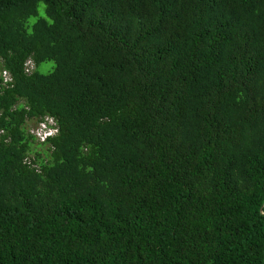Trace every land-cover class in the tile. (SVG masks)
<instances>
[{
	"label": "trees",
	"instance_id": "1",
	"mask_svg": "<svg viewBox=\"0 0 264 264\" xmlns=\"http://www.w3.org/2000/svg\"><path fill=\"white\" fill-rule=\"evenodd\" d=\"M0 264H264V0H0Z\"/></svg>",
	"mask_w": 264,
	"mask_h": 264
},
{
	"label": "built area",
	"instance_id": "2",
	"mask_svg": "<svg viewBox=\"0 0 264 264\" xmlns=\"http://www.w3.org/2000/svg\"><path fill=\"white\" fill-rule=\"evenodd\" d=\"M1 75L3 77L4 83L10 82L12 80L7 70H1ZM45 128L49 129L48 132H43ZM40 131L43 132V134H41ZM56 131L57 130L54 127V120L51 117H45L44 120L38 122L37 128L32 131L30 130V132L34 134L39 141L46 140L47 137L54 135Z\"/></svg>",
	"mask_w": 264,
	"mask_h": 264
},
{
	"label": "rangeland",
	"instance_id": "3",
	"mask_svg": "<svg viewBox=\"0 0 264 264\" xmlns=\"http://www.w3.org/2000/svg\"><path fill=\"white\" fill-rule=\"evenodd\" d=\"M39 14L42 15V16H45V12H44V5L41 4L40 5V8H39ZM36 18L35 17H30L28 18V24H31ZM30 64V66H32V62L31 61H28V65ZM54 64L52 61H46V62H43L39 65L38 69L39 71L43 72V73H47L49 72L52 68H53ZM27 126L28 127H31L30 130H34L35 128H37L38 124L37 123H34V122H28L27 123ZM49 129H44L43 132H48ZM52 131V130H50ZM43 132L40 131L41 134H43ZM37 149H39L41 152H43L45 150V147L43 146H40V147H36Z\"/></svg>",
	"mask_w": 264,
	"mask_h": 264
}]
</instances>
